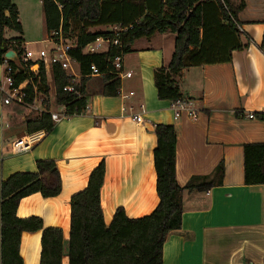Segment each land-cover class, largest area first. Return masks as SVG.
I'll return each mask as SVG.
<instances>
[{
	"label": "crops",
	"instance_id": "1",
	"mask_svg": "<svg viewBox=\"0 0 264 264\" xmlns=\"http://www.w3.org/2000/svg\"><path fill=\"white\" fill-rule=\"evenodd\" d=\"M12 1L22 25L23 48L37 50L27 48L38 44L39 38L27 37L21 12L24 8L29 14L40 12L45 26L42 0ZM241 1L244 6L237 12L236 27L240 42L247 46L233 50L229 61L190 66L180 72L182 97L193 99L198 109L195 120L185 112L174 119L171 101L157 97L153 73L171 60L175 34L170 31L135 39L123 55L124 70L132 74L121 81L120 89L125 95L133 91V95L124 99L120 95L106 96L101 91L102 75L88 77L84 112L61 117L54 122L53 130L25 153L14 154L11 143L27 134V120L43 112L14 103L5 105L0 93V184L15 172L35 171L38 160L55 161L61 180L59 194L45 198L36 192L25 196L19 201L16 215L38 216L44 227L61 229V264H69L70 198L86 187L91 171L101 161L105 164L100 188L105 225L110 224L118 207L128 217L137 218L157 206L155 124L175 129V179L180 186L194 176H211L221 161L224 167L219 185L206 191H183L181 228L168 234L162 264L264 262V184L246 185L243 165L244 144L263 142L264 124L238 115L257 111L264 102V0L232 3ZM48 34L45 28V36ZM4 35L19 36L8 29ZM75 63L72 68L80 79ZM4 68L5 64L0 63V85ZM44 70L48 85L45 109L48 113H63L64 106L56 102L53 66L45 65ZM53 102L58 109H52ZM136 116H141L140 122ZM40 251L41 231L22 232L19 253L23 264H39Z\"/></svg>",
	"mask_w": 264,
	"mask_h": 264
},
{
	"label": "trees",
	"instance_id": "2",
	"mask_svg": "<svg viewBox=\"0 0 264 264\" xmlns=\"http://www.w3.org/2000/svg\"><path fill=\"white\" fill-rule=\"evenodd\" d=\"M243 6V1L234 5L232 0H42L47 33L61 28L65 37L75 39L76 47L69 55L82 75L75 85L79 94L63 91L70 83L69 77L63 68L53 65L57 104L64 106L65 116L84 112L88 79L85 75L90 73L92 64L102 75V94L118 95L121 82L112 73L113 58L118 53H127L135 39L165 31L175 34L174 51L167 65L154 70L157 97L169 101L182 98L179 86L182 69L229 61L233 50L247 46L240 42L236 27L237 12ZM103 25L127 27L120 33V46L110 45L99 53L83 52L97 37H114L110 29L89 30ZM7 29L19 36L6 38ZM21 34L17 6L12 0H0V63H4L7 49L17 53L18 61L7 63L16 72L13 74L16 84L29 80L28 101L31 102L32 85L45 95L48 85L44 65L34 74L29 68L31 62L23 60ZM26 125L27 133L39 129L51 132L54 128L48 112L27 120ZM154 133L157 138L153 150L157 206L148 215L137 218L128 217L124 209L118 207L110 224L105 225L100 205L105 164L101 161L91 171L86 187L70 198L69 264H162L163 244L168 234L181 228L183 191H206L221 183L222 161L211 176H194L180 186L175 179V129L172 125L155 124ZM243 158L244 183L264 184V141L244 144ZM60 191V175L53 159L38 160L35 171L15 172L1 182L0 264H23L19 245L24 231H41L39 264H61V229L44 227L38 216L20 218L16 215L23 197L36 192L45 198L53 197Z\"/></svg>",
	"mask_w": 264,
	"mask_h": 264
},
{
	"label": "built area",
	"instance_id": "3",
	"mask_svg": "<svg viewBox=\"0 0 264 264\" xmlns=\"http://www.w3.org/2000/svg\"><path fill=\"white\" fill-rule=\"evenodd\" d=\"M127 27H120L114 25L111 27V31L114 37H97L94 41L88 43L84 48L85 53H99L104 52L108 49L110 45L120 46L119 36L120 33L124 32ZM131 28V26H130ZM46 39L50 42V46L47 48H40L39 50H26L24 49V61H30V70L36 74L41 64L45 65H59L63 68L70 80V83L63 87V91L73 92L76 94L78 90L76 89V84L78 83V75L74 72L72 68V63L75 61L69 55L70 50L76 47L75 39H70L65 37L61 28L51 31ZM7 59L4 58V76L3 82L0 85V93L2 97V103L7 104H18L21 106L33 108L37 111L48 112L45 107L47 103V96L40 92L36 85L32 86L33 99L31 102L28 101L30 97L29 80L22 81L20 83H15L13 74L16 72L7 63ZM113 71L112 73L120 80L128 78L131 76L130 71H125L123 67V53H118L112 61ZM101 75L97 67L92 64L90 66V73L85 75V77L98 76ZM133 91H130L127 95L118 90V95L122 99L129 95H133ZM171 109L173 111V118L178 119L182 112H185L189 118L195 120L197 118L198 109L195 106L193 99L180 98L175 101H171ZM248 119H257L264 124V102L257 111H245L238 113ZM53 122L58 121L64 116L62 112L50 113ZM135 120L137 122L141 121V116H136ZM47 135L45 129L35 130L33 132L27 133L22 137L15 139L11 143V151L14 154H22L39 144Z\"/></svg>",
	"mask_w": 264,
	"mask_h": 264
},
{
	"label": "rangeland",
	"instance_id": "4",
	"mask_svg": "<svg viewBox=\"0 0 264 264\" xmlns=\"http://www.w3.org/2000/svg\"><path fill=\"white\" fill-rule=\"evenodd\" d=\"M25 4H27V2ZM21 19H22V22H23L25 28L27 29V35H28L27 37L30 40L35 39V38H37V39L39 38L38 44L27 46V48L39 50L40 48H47L48 46H50L51 43L48 42V40L46 39V36H45L44 21L42 19L40 12L39 13L37 12L36 15L34 13L29 14L28 10H26L24 8V10L21 12ZM100 29H104V28H100ZM23 56H24V54H23ZM76 64L77 63H75L73 65L75 67V69L77 67ZM52 109L53 110L58 109V107L55 106L54 102L52 104Z\"/></svg>",
	"mask_w": 264,
	"mask_h": 264
},
{
	"label": "water",
	"instance_id": "5",
	"mask_svg": "<svg viewBox=\"0 0 264 264\" xmlns=\"http://www.w3.org/2000/svg\"><path fill=\"white\" fill-rule=\"evenodd\" d=\"M3 57L5 59H7L8 61H12V62H17L18 61L17 53L14 50H12V49H7L4 52Z\"/></svg>",
	"mask_w": 264,
	"mask_h": 264
}]
</instances>
